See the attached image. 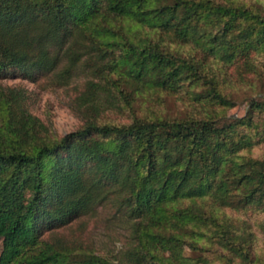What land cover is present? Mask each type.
<instances>
[{
    "label": "trees",
    "instance_id": "obj_1",
    "mask_svg": "<svg viewBox=\"0 0 264 264\" xmlns=\"http://www.w3.org/2000/svg\"><path fill=\"white\" fill-rule=\"evenodd\" d=\"M261 58L262 0H0V78L85 76L82 125L59 137L0 85V264H264L229 214L264 212V91L226 112L227 86L264 79ZM149 92L187 111L138 116ZM107 200L131 227L118 262L41 239Z\"/></svg>",
    "mask_w": 264,
    "mask_h": 264
},
{
    "label": "rangeland",
    "instance_id": "obj_2",
    "mask_svg": "<svg viewBox=\"0 0 264 264\" xmlns=\"http://www.w3.org/2000/svg\"><path fill=\"white\" fill-rule=\"evenodd\" d=\"M262 3L264 4V0ZM262 62L264 64V58ZM84 79V74H77L65 84L60 82L61 79L54 73H43L29 79L21 72L10 69L0 78V85L22 89L27 97L29 111L59 137L82 125L81 118L74 109L73 100ZM227 89L231 90V97L235 101L234 106L226 111L227 114L241 115L247 101L258 92L264 91V79L256 80L254 85L233 82ZM134 105L138 116L158 114L162 117H182L187 111V106L181 99L162 93L142 94ZM102 118L114 122L127 120L124 113L112 109L107 110ZM254 150L255 153H260L262 147L258 146ZM229 214L235 220L245 219L251 223L255 233V249L264 255V232L260 231L257 225L264 219V212L241 210L229 211ZM41 239L57 246H65L73 252L84 251L103 255L114 262H118L122 252L132 243L129 222L108 200L98 204L92 215H81L64 226L45 229ZM200 243H204V240ZM1 247L0 240V250ZM185 254L197 256L196 253L189 254V251ZM207 256L212 258L211 255ZM209 264L221 263L216 261Z\"/></svg>",
    "mask_w": 264,
    "mask_h": 264
}]
</instances>
